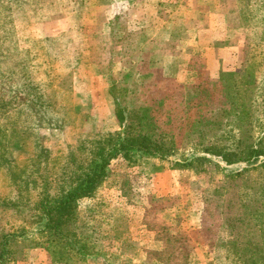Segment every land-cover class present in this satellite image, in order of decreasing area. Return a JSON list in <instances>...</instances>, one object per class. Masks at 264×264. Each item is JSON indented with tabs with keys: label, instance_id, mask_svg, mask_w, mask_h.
I'll return each mask as SVG.
<instances>
[{
	"label": "rangeland",
	"instance_id": "rangeland-1",
	"mask_svg": "<svg viewBox=\"0 0 264 264\" xmlns=\"http://www.w3.org/2000/svg\"><path fill=\"white\" fill-rule=\"evenodd\" d=\"M72 1L0 0V254L10 260L6 264H22L29 249L57 239L46 227L49 209L41 192L46 177L57 174H50V163L63 162L85 134L117 130V103L128 111L151 106L163 112L160 124L174 127L178 150L165 158L138 152L111 161L96 194L78 201L76 227L94 243L95 254H114L107 263L95 255L83 261L73 252L69 264H132L123 257V240L150 246L153 235L142 209L130 207L173 200L202 207L196 237L210 247L199 264H264V0L229 4L233 38L241 43L239 68L210 81L199 60V83L189 90L140 62L133 37L111 41L120 48L117 57L97 28L85 26L76 35L64 13L79 18ZM93 39L99 45L92 48ZM89 59L111 76L106 100L91 99L98 87L89 84L88 70L74 88L76 68ZM211 146L224 153L204 152ZM164 170L181 181L168 200L159 182L153 192V179ZM128 215L129 228L123 227ZM147 219L168 238L156 213ZM190 245L185 237L169 238L162 258L178 263Z\"/></svg>",
	"mask_w": 264,
	"mask_h": 264
},
{
	"label": "crops",
	"instance_id": "crops-1",
	"mask_svg": "<svg viewBox=\"0 0 264 264\" xmlns=\"http://www.w3.org/2000/svg\"><path fill=\"white\" fill-rule=\"evenodd\" d=\"M230 3L233 0H74L73 7L81 13L79 18L73 20L68 12L64 13L76 35L82 34L85 26L93 30L97 28L98 34L108 40L109 49L117 57L120 48H114L111 41L133 37L131 42L135 43L140 62L160 69L164 76L187 87L199 74L202 67L199 60L204 61L210 80L239 68L241 43L233 38ZM91 45L93 48L99 43L93 39ZM83 70L90 72L89 84L98 87L91 91V99L106 100L110 74L103 71L99 61L89 59L79 64L74 72L76 89L82 83ZM158 182L162 190H158ZM180 182L176 172L164 170L153 179V192L158 190L163 192L166 200L171 199L173 194L169 195L170 192L177 189ZM173 201H167L164 207H130L133 211L142 209V223L152 233L153 242L146 246L143 241L123 240L124 258L131 260L132 264H166L162 256L168 251V240L180 236L190 240V251L175 264H199L207 259L204 252L210 246L196 237L202 228V207H180ZM149 213H156L162 219L168 238L147 219ZM130 221L128 215L123 227L129 228ZM99 251L94 258L104 259L107 263L114 254L109 250L103 257ZM21 263L57 264L51 259L47 246L29 249Z\"/></svg>",
	"mask_w": 264,
	"mask_h": 264
},
{
	"label": "trees",
	"instance_id": "trees-1",
	"mask_svg": "<svg viewBox=\"0 0 264 264\" xmlns=\"http://www.w3.org/2000/svg\"><path fill=\"white\" fill-rule=\"evenodd\" d=\"M224 74L226 72L220 77ZM198 76L199 74L195 82L187 87L177 85L183 90L194 88L199 83ZM167 114L170 115V112ZM115 115L119 126L117 130L85 134V141L72 148L63 162L53 160L50 163V174H57L52 180L47 176L41 184V192L47 196L44 208L49 209L46 210V227L57 236L47 247L55 263L69 264L73 257L70 254L73 252L83 261L95 255L94 243L77 231V204L82 198L93 197L105 183L110 176L108 168L113 159L122 156L129 160L138 152L165 158L178 150L174 127L166 124L164 128L160 124L163 112L156 111L151 106L128 111L117 103ZM207 124L203 126L206 127ZM200 133L204 134L205 131L201 129ZM204 152L217 155L224 153L213 146L205 147ZM1 254L0 264L8 263L10 260Z\"/></svg>",
	"mask_w": 264,
	"mask_h": 264
}]
</instances>
